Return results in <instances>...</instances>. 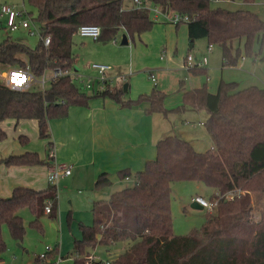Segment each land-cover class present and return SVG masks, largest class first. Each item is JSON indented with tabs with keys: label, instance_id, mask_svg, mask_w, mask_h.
<instances>
[{
	"label": "trees",
	"instance_id": "obj_1",
	"mask_svg": "<svg viewBox=\"0 0 264 264\" xmlns=\"http://www.w3.org/2000/svg\"><path fill=\"white\" fill-rule=\"evenodd\" d=\"M188 14L189 41L206 38L208 44L222 49L223 66L237 65L245 54L251 55L254 43L264 38V20L246 9L230 10L216 6L214 0H145ZM255 2V0H244ZM41 24L43 40L34 47L8 36L0 43V63L9 69H29L36 77L57 67L73 70L76 54L74 37L83 24L101 28L99 40L108 42L125 30L133 39L149 31L156 21L149 9L126 7L123 0H29ZM33 14V12H32ZM234 43H237L235 47ZM192 73H206L205 68L191 69ZM4 72V71H3ZM45 88L36 85L18 90L0 81V121L8 118L36 119L41 138L49 137V123L68 116L73 105L88 106L92 98L110 97L125 107L146 104L145 112L168 116L188 109L209 114L205 128L212 139V147L198 152L191 142L174 134L159 140L157 155L147 161L144 169L134 175L135 184L114 191L108 200L94 201L93 223H80L82 238L74 241L71 254L80 264L97 246H110L128 241L112 264H264V209L260 217H253L252 194L264 193V88L250 85L239 88L237 81L221 80L212 93L205 84L182 91L180 104L168 108L167 93L154 87L150 93L136 99H125L124 86L106 85L101 92L81 90L70 75L47 82ZM7 133L0 128V140ZM22 142L29 137L21 135ZM53 144L49 142V145ZM48 155L38 152L12 154L0 158V165H50ZM121 179L133 174L130 169L118 172ZM201 182L224 193L242 189L244 194L232 200L221 199L204 224L185 235L174 233L172 213V184ZM107 173L101 174L95 188L111 185ZM51 203V211L45 208ZM58 188L48 184L46 189L17 186L9 197L0 196V264L7 250L3 227L22 240L26 233L21 209L33 214L30 226L44 231L42 219L57 218ZM68 213V223L72 222ZM59 245L38 256L33 264H57Z\"/></svg>",
	"mask_w": 264,
	"mask_h": 264
},
{
	"label": "crops",
	"instance_id": "obj_2",
	"mask_svg": "<svg viewBox=\"0 0 264 264\" xmlns=\"http://www.w3.org/2000/svg\"><path fill=\"white\" fill-rule=\"evenodd\" d=\"M125 6L132 8L136 7L135 1L129 0L128 4L126 3ZM121 31H123V34H127L125 30L121 29ZM170 32H175L177 36L176 41L173 39L172 42H170ZM128 38L129 43L127 45H129L130 42H134V45L128 49L122 50V54H124L123 57L125 58L124 61L121 53L107 56L100 55L101 53H106V48H100L102 51L95 55L98 61L102 63L114 64V68L111 67L108 76L114 78L118 75H128L124 83H127V90H125L124 96L125 99H136L141 94L150 93L154 87L166 93L179 91L180 81L182 80L184 81L185 89L198 88L206 84L209 91L214 93L217 91L220 81L224 80L223 68L225 66H223V58L221 69L217 68L214 59L212 60L213 63L210 62L209 64L208 62L205 67V77L187 71L188 73L184 76V79L181 78L183 73L179 72V70H187L184 64L188 54L184 56L182 62L179 64V61H176L174 53H178L177 40L180 38L183 44H187V41L189 42V51L194 47V43L189 41L187 24L177 26L174 23L160 19L156 21L151 30L141 35H135L133 39L128 35ZM90 40H93L95 44H99V42L93 38H90ZM136 40H138V42H136ZM114 49L119 50V48ZM126 52H129L127 59L125 55ZM166 52L167 54L170 52L167 57L165 55ZM211 53H213V50L208 54L210 55ZM114 59H117L116 63L113 62ZM245 61L246 55L242 56L240 65H244ZM87 63L83 65L89 67L94 62ZM83 71L84 73L82 74L84 75L93 74L88 68ZM146 71L149 74L147 75L148 77H146ZM152 73L157 78L156 84H154L151 78ZM147 78H149L152 83H149ZM237 82L239 83V88L250 85H258L264 88V85L260 84H242L238 80ZM111 86L118 87L114 83ZM101 91L103 90L96 87L92 92L98 93ZM146 107V104L136 107H125L114 99L103 96L92 98L88 106H71L68 116L53 119L49 123V130L47 131L49 137L47 139L54 145L53 157L55 162L71 164L72 172L67 176L74 175L76 178L84 181L86 183L85 185L88 187H95L96 180L103 173L108 174L112 181L111 186H113L122 180L118 175L120 170L130 169L132 174L135 175L137 172L144 169L147 161L155 159L157 155L156 145L159 140L166 136L177 134L191 142L192 146L198 152H205L212 147V139L205 128V122L209 117L207 112H197L188 109L183 113H170L168 116H165L159 112L147 114L145 112ZM9 119L11 121L6 123ZM13 120H15V123ZM26 120H35L38 126V121L36 119L16 120L8 118L0 121V128L7 133L3 125L11 126L15 124L16 128L19 126V130L22 131L25 127V122H27ZM25 152L34 151L28 150L26 146L21 148L15 147V145H11L9 142L5 141V139L0 140V158L12 154H23ZM40 156L46 158L41 154ZM48 166L7 167L1 164L0 196L9 197L17 186L46 189L49 184L47 179ZM67 176L62 178H66ZM214 191L216 190L213 189V192ZM113 192H109L105 197L109 199ZM197 195L202 194L197 193ZM98 198L99 199L96 201L107 199ZM94 201L95 200L90 199L92 205L87 211L82 210V208H78V210L71 209L73 221L70 226L67 225L66 212L62 208L59 209L58 202L59 212L57 211V220L60 224L61 240L57 243L60 252L57 264H80L76 261L75 256L71 254V251L74 241L82 238L80 223L85 225H92L93 223L92 210ZM193 203L201 207L195 201H193ZM81 212H86L84 217L81 216ZM52 224L55 226L54 222H52ZM57 244L51 248H54ZM114 246H116V244L112 247L114 248ZM96 249L97 248H95L94 251ZM122 249L125 248H116L115 255L108 249L105 252L108 256L97 254V252H91L96 259L90 263L86 260L85 264H102V262L106 260L113 261L123 251ZM4 255L6 259H3L2 264H33L35 259L40 256L36 255L34 258H30L25 257V255L16 254L14 251Z\"/></svg>",
	"mask_w": 264,
	"mask_h": 264
},
{
	"label": "rangeland",
	"instance_id": "obj_3",
	"mask_svg": "<svg viewBox=\"0 0 264 264\" xmlns=\"http://www.w3.org/2000/svg\"><path fill=\"white\" fill-rule=\"evenodd\" d=\"M124 4H128L129 0H123ZM24 2L25 9L32 11L34 17L37 16L36 10L30 5L29 0H0V43L7 38L8 36H11L14 40L24 43L28 45L29 47L34 48L40 41L41 37L40 35L33 34L31 35L29 31L25 28H19L15 31H11L6 24V16H2L1 12V5L3 4H9V5H15L17 7H21ZM216 6H221L230 10H237V9H246L251 10L257 14L264 20V0H255V2H245L244 0H220L219 2L215 3ZM36 27L38 29L41 27V24L38 20L35 22ZM123 36V31H119L117 33L115 40H110L108 42H103L101 40H97L99 44H95L93 40H90L88 37H82L78 34L74 37V46L73 51L76 54V63L73 68V72L75 73H84V69H89L91 73H95L93 68L91 66L85 67L83 64H86L87 62H97L102 63L98 61L95 55L99 54L103 49L106 48V53H101L100 55H117L122 54L123 49H128L132 45H134V42H130L129 45H123L121 44ZM170 42L174 39L176 41L177 36L175 32H170ZM181 39V38H180ZM177 40V47H178V53H174L176 57V61L182 62V59L187 54H191L192 56H203L208 55L209 64L210 62L213 63L216 61V65L218 69H221L222 67V49L219 45L213 44V53L210 55L208 54V40L206 38H199L194 42V47L189 51V42L187 41V44L181 43V41ZM131 41V40H130ZM138 42V40H136ZM243 42H241L240 47L242 48L243 52L242 55H246L244 52V46ZM235 47H237V43H234ZM239 46V45H238ZM101 48V49H100ZM114 48H119V50H116ZM114 49V50H112ZM114 53H113V52ZM170 54V52H168ZM167 52L165 53L167 57ZM126 59L127 56H129V52L125 53ZM123 57V61H124ZM117 59H114L113 62L116 63ZM242 62V57L240 58L237 65L234 66H225L223 68V78L226 81L230 80H238L242 84H260L264 85V38L260 37L259 40H256L254 43V50L251 55H246V61L244 65H240ZM87 63V64H89ZM107 64V63H106ZM110 65V64H109ZM114 64L112 63L110 66L114 68ZM173 66V65H172ZM180 66V65H179ZM10 69L0 63V81L4 82V77L2 76L3 71H9ZM187 71L190 70H179V72L183 73V76L181 77L184 79V76L188 73ZM51 74V71H48V75ZM146 77L148 72L146 71ZM196 74V73H195ZM196 75H200L205 77L206 73H198ZM149 83H152L149 78H147ZM78 86L82 88V83L77 82ZM156 84V82H154ZM48 85V83H47ZM37 86V85H36ZM39 87V86H37ZM85 92L92 93L91 90H84ZM182 99V93L181 91H174V92H167V98L165 100V105L167 107H175L176 105L180 104ZM205 111V110H201ZM198 112V111H197ZM207 112V111H205ZM11 121L10 119L7 120L6 123H9ZM25 127L22 131L19 130V126L16 128V125L13 124L11 126L3 125L5 130L7 131V137L5 141L9 142L11 145H15V147H25L28 148V150L38 152L44 157H47L49 152V139L47 138H41L38 126L35 122V120H26ZM30 121V122H29ZM32 121V122H31ZM34 121V122H33ZM15 123V120H13ZM11 123V122H10ZM27 135L29 137L28 143H23L19 136ZM86 183L82 181L81 179L76 178L73 176H67L66 178H60L56 182V187L58 188L59 192V209H63L66 214V221L68 223V213L72 210H78V208H82V210H88V208L92 205V202H90V199L97 200L98 197L101 198H107V194L109 192H113L116 190H121L127 186H133L135 184L134 175L130 177V179H122L119 183L114 184L113 186L108 185L105 187H102L100 189H96L95 187H88L85 185ZM101 191V192H98ZM197 193L202 194L203 197L209 199L214 194L213 188L209 187L201 182H192V181H179L174 182L172 184V213L174 218V233L176 235H185L189 232H191L195 228L201 227L204 222L207 220V218L210 216L212 212H214V209L210 210L208 208H202V207H196L193 204V197L197 195ZM252 199L254 200V211H253V217L255 220H258L260 217V210L264 209V193L260 195H254L252 194ZM62 206V207H61ZM58 209V212H59ZM23 218L24 223L26 226V233L22 240H17L13 238V236L10 234V231L7 226L3 227V235L7 243V250L4 254H9L12 251H14L16 254L19 255H25V257L34 258L36 255H41L45 253L48 247H53L55 244L60 242L61 240V232H60V224L57 220V218L52 220L47 215L43 217V227L44 231L41 232L40 230H37L36 228L30 226V221L33 219V214L30 209L23 208L19 212ZM83 214V215H82ZM86 212H81V216L84 217ZM73 221V219H72ZM52 222L55 223V226L52 224ZM72 223V222H71ZM71 223L67 224L68 226L71 225ZM128 241L119 242L116 244V246L108 247V246H97L96 250H92V252L97 254H103L104 256H108L105 254L106 250L110 249L116 254L115 249L116 248H126V245L128 244ZM125 250V249H122ZM4 258L6 259V256L4 255ZM59 259V256L57 258V261Z\"/></svg>",
	"mask_w": 264,
	"mask_h": 264
},
{
	"label": "built area",
	"instance_id": "obj_4",
	"mask_svg": "<svg viewBox=\"0 0 264 264\" xmlns=\"http://www.w3.org/2000/svg\"><path fill=\"white\" fill-rule=\"evenodd\" d=\"M135 6L138 8H146L150 10L152 19L158 21L164 19L174 24L187 23L190 21L188 14H182L177 11H170L168 8H163L161 5L145 1V0H134ZM220 0H214V2H219ZM21 7L15 5L3 4L1 5L2 16H6L7 27L11 31H15L19 28H25L29 31L31 35L39 34L45 45H49L51 42V37L43 36L41 27L38 29L36 27V19L31 11L25 9L24 2ZM82 37H90L95 40H98L101 36V28L96 24H83L81 25L77 33ZM113 40L116 41V38ZM213 50V44L208 45V53ZM244 56V55H242ZM209 62L208 55H203L200 57L192 56L188 54L185 59L184 67L188 70L205 68ZM91 67L94 70V74L84 75L82 73H74L73 70H65L61 67H57L51 70V74L48 75V71L43 74L41 77H36L29 69L22 68H13L9 71L2 72L4 81L11 88L24 90L30 89L35 85L45 88L47 82L56 80L62 76L70 75L74 81L82 83L81 90H91L94 91L96 87H99L101 90H104L106 85H112L113 83L118 87L124 85L128 75H118L116 77L108 76V72L111 70V66L106 63H92ZM151 78L154 82L157 81V78L151 74ZM54 145H49L48 157L50 160V165L48 166L47 179L50 184H56L60 178L70 175L72 172V165L68 163H59L54 160ZM245 191L242 189H233L227 192H220L219 190L214 191V194L211 198L207 199L202 195H197L194 197V201L198 203L202 208H208L210 210L214 209L221 199L232 200L236 196L244 194ZM51 211V203L48 202V205L45 208V212L49 213ZM51 247L47 248V251L51 250ZM45 253L41 254V257H44ZM95 256L89 254L86 257V260L90 263L95 261ZM102 264H112V261L106 260Z\"/></svg>",
	"mask_w": 264,
	"mask_h": 264
},
{
	"label": "water",
	"instance_id": "obj_5",
	"mask_svg": "<svg viewBox=\"0 0 264 264\" xmlns=\"http://www.w3.org/2000/svg\"><path fill=\"white\" fill-rule=\"evenodd\" d=\"M128 43H129L128 35L126 33H124L122 36L121 44L127 45ZM124 90H127V83L124 84ZM193 204H194V206L199 207L195 203H193Z\"/></svg>",
	"mask_w": 264,
	"mask_h": 264
}]
</instances>
